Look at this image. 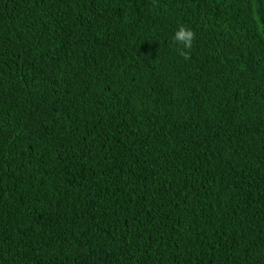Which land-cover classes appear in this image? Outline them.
Returning <instances> with one entry per match:
<instances>
[{"label":"trees","instance_id":"obj_1","mask_svg":"<svg viewBox=\"0 0 264 264\" xmlns=\"http://www.w3.org/2000/svg\"><path fill=\"white\" fill-rule=\"evenodd\" d=\"M0 264H264V0H0Z\"/></svg>","mask_w":264,"mask_h":264},{"label":"clouds","instance_id":"obj_2","mask_svg":"<svg viewBox=\"0 0 264 264\" xmlns=\"http://www.w3.org/2000/svg\"><path fill=\"white\" fill-rule=\"evenodd\" d=\"M194 40L195 32L191 28L180 25L173 35L172 43L181 46L178 49L179 54L185 60H188L190 59V50L193 46Z\"/></svg>","mask_w":264,"mask_h":264}]
</instances>
